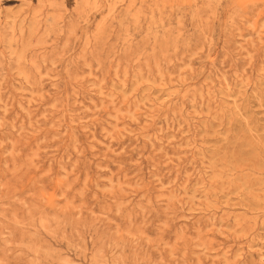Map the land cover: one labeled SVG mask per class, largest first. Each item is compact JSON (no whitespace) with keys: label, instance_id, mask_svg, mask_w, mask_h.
Instances as JSON below:
<instances>
[{"label":"rangeland","instance_id":"rangeland-1","mask_svg":"<svg viewBox=\"0 0 264 264\" xmlns=\"http://www.w3.org/2000/svg\"><path fill=\"white\" fill-rule=\"evenodd\" d=\"M0 264H264V0H0Z\"/></svg>","mask_w":264,"mask_h":264}]
</instances>
